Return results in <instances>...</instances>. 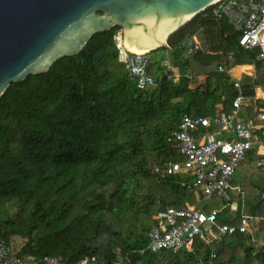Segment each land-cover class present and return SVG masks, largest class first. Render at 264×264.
<instances>
[{"label": "trees", "instance_id": "trees-1", "mask_svg": "<svg viewBox=\"0 0 264 264\" xmlns=\"http://www.w3.org/2000/svg\"><path fill=\"white\" fill-rule=\"evenodd\" d=\"M117 28L0 97V243L26 262L53 255L66 264L84 257L96 264H264V244L237 232L210 245L195 240L191 252L145 250L148 218L192 202L183 175L157 181L150 173L153 164L181 159L169 135L183 114L212 117L219 104L227 113L237 95L225 73L187 72L192 65L259 69L260 51L240 47L239 33L207 9L171 36L168 48L149 52L146 70L155 85L141 90L118 61ZM193 38L200 49L188 56L184 43ZM158 52L164 55L153 59ZM164 60L178 68V81L160 79ZM197 76L206 77L200 85ZM243 81V94L254 96L259 83ZM242 188L257 196L235 199V222L252 211L263 219L256 238L264 241L263 189ZM14 239L23 242L18 249Z\"/></svg>", "mask_w": 264, "mask_h": 264}, {"label": "built area", "instance_id": "built-area-1", "mask_svg": "<svg viewBox=\"0 0 264 264\" xmlns=\"http://www.w3.org/2000/svg\"><path fill=\"white\" fill-rule=\"evenodd\" d=\"M214 19H225L233 31L239 33L238 44L244 49H258V59H264V0H218L210 8ZM118 52V61L124 65L137 89H148L155 85L154 78L147 74L150 54L134 53L123 46V30L119 27L113 35ZM188 56L196 53L198 42L185 41ZM160 79L178 81L179 70L167 60L161 61ZM219 73L225 72L218 66ZM234 86L240 89L235 82ZM264 94V85L261 87ZM254 97L239 95L233 101V112H220L212 120L209 117H192L183 114L167 142L181 157L179 161L153 164L150 173L157 181L169 175L181 174L186 182L182 187L193 193L198 203L213 198L223 199L229 189L228 182L238 166L255 147L264 149V107L255 111V123H233L237 110L243 103H251ZM201 130V132H200ZM231 131L232 138H219L221 132ZM257 168L264 173V151L256 161ZM219 211L206 213L197 205L185 203L183 207H167L148 218V244L145 250L157 253L161 250L171 253L191 252L195 240L210 245L218 243L223 236L236 232L249 235L256 229L249 217H242L237 225L232 219L219 220ZM144 250L140 251L142 254ZM214 257V255H212ZM0 264H66L59 257L48 255L42 258L16 256L10 247L0 243ZM73 264H96L95 258L84 257ZM119 264V263H118Z\"/></svg>", "mask_w": 264, "mask_h": 264}, {"label": "water", "instance_id": "water-1", "mask_svg": "<svg viewBox=\"0 0 264 264\" xmlns=\"http://www.w3.org/2000/svg\"><path fill=\"white\" fill-rule=\"evenodd\" d=\"M216 0H0V97L12 83L78 55L97 33L123 30L132 52L168 48L171 36Z\"/></svg>", "mask_w": 264, "mask_h": 264}, {"label": "crops", "instance_id": "crops-1", "mask_svg": "<svg viewBox=\"0 0 264 264\" xmlns=\"http://www.w3.org/2000/svg\"><path fill=\"white\" fill-rule=\"evenodd\" d=\"M192 40H195L199 44V41L196 38H193ZM199 47H200V45H199ZM218 66H223V65L221 64ZM217 67L214 71L219 73L217 71ZM223 68L225 69V72H223V73L227 74L230 77V79L233 81V86H234L235 82H237L240 85V89H238L234 86V88L237 90V95L233 99V101L239 95H242L243 97H246V98L254 97L253 102L243 103L242 106L237 110V113L235 115V120L233 123L243 122L246 124H251V123L254 124L255 123L254 116H255L256 109L264 107V94L261 91V87L264 85V59H263L262 67L259 69H255L254 66H249V65L236 66L234 68H231L230 70H227L224 66H223ZM243 68L244 69L248 68V69L244 70ZM245 77L251 78L252 81H257L259 83L258 87H254L255 85L252 83V86L255 89L254 90V96H246L243 94L242 87H243V83L245 82V81H243ZM204 80L205 79H203V81ZM233 101L231 103V107L229 109V112H227V113L233 112V110H234ZM220 112H225L222 104L216 105L215 115L212 117H209V118L212 120ZM205 117H208V116H205ZM200 132H201V130H200ZM218 137L222 138V139L232 138L233 133L231 131H224V132L222 131L220 133V135H218ZM250 151L253 152L252 154H254V157L252 154L247 155L246 159L238 166V168L235 171V174L233 175V177L228 182L229 189L227 190L226 197L223 199L215 198V199H219L223 203L224 209H229V213L225 217L222 215L219 216V220L221 222H227V220L230 218L233 220L231 223L234 225H237L239 222L236 223L235 219H236L237 214L239 213V210H238V205H237V202L235 199L240 198L241 201L244 202V200H246L247 198L249 201H252L256 198V196H257L256 193H254L252 191H250V192L244 191L242 188V185H248L251 188H252V186H254V187H258L259 189H263V191L259 190L261 192L258 193V195H259L260 199L264 200V173H262L256 166V161L260 157V155L263 153L264 149L259 148V147H255ZM190 194L192 196V202H190V204L197 205V207L203 211L205 209H206V211H209V212L211 210H214L210 207H207L205 204H203L205 200L198 203L197 201H195L196 198H195L194 194L193 193H190ZM263 211H264V206H263ZM242 217L251 218L250 224L256 230L254 232L251 231V234H249V235L254 238L257 246H262L264 244V241H263V239H257L256 238V232L259 229V223L261 221H263V219L257 218L256 216H254L252 211H250L249 214H244V215L240 216L239 220Z\"/></svg>", "mask_w": 264, "mask_h": 264}, {"label": "rangeland", "instance_id": "rangeland-1", "mask_svg": "<svg viewBox=\"0 0 264 264\" xmlns=\"http://www.w3.org/2000/svg\"><path fill=\"white\" fill-rule=\"evenodd\" d=\"M164 52H158L152 55V58L157 60L159 57L163 56ZM152 59V60H153ZM216 69V67L213 68H208V69H202V68H198L196 65H192L191 69L187 72V75L190 77H193L195 74H204L206 73L208 70L209 71H214ZM203 79H205L204 76H197L196 80H197V85H200L201 83H203ZM207 207H210L214 210L219 211V215L222 216H226L229 213V209H224L223 207V203L219 200V199H209V200H205L204 203ZM22 241L20 239H14L12 241V245L18 249L21 245H22Z\"/></svg>", "mask_w": 264, "mask_h": 264}, {"label": "bare ground", "instance_id": "bare-ground-1", "mask_svg": "<svg viewBox=\"0 0 264 264\" xmlns=\"http://www.w3.org/2000/svg\"><path fill=\"white\" fill-rule=\"evenodd\" d=\"M218 0H216L214 3H216ZM213 3V4H214ZM149 50H146V51H142V52H134V53H138V54H141V53H147ZM132 52V51H131ZM244 69V68H243ZM246 69H248V68H245L244 70H246Z\"/></svg>", "mask_w": 264, "mask_h": 264}]
</instances>
